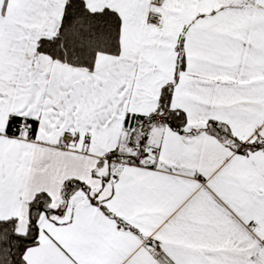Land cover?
<instances>
[{"label": "snow or ice", "instance_id": "1", "mask_svg": "<svg viewBox=\"0 0 264 264\" xmlns=\"http://www.w3.org/2000/svg\"><path fill=\"white\" fill-rule=\"evenodd\" d=\"M0 264H264V0H0Z\"/></svg>", "mask_w": 264, "mask_h": 264}]
</instances>
